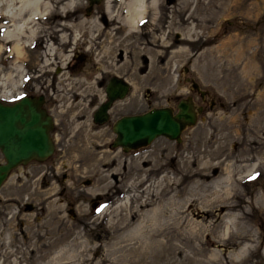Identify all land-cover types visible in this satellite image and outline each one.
I'll list each match as a JSON object with an SVG mask.
<instances>
[{
	"label": "rangeland",
	"instance_id": "374dc122",
	"mask_svg": "<svg viewBox=\"0 0 264 264\" xmlns=\"http://www.w3.org/2000/svg\"><path fill=\"white\" fill-rule=\"evenodd\" d=\"M79 1L39 20L42 32L21 57L0 30V98L9 87L16 97L30 78L25 65L63 62L45 49H64L57 32L73 17L122 29L93 45L107 47L97 63L130 88L103 122L92 119L89 93L75 104L64 98L59 154L15 167L0 187V264H264V0H159L133 30L124 0H108L117 19L106 0ZM88 82L76 89L101 99ZM180 98L197 109L180 141L160 135L128 151L111 144L117 116L176 110Z\"/></svg>",
	"mask_w": 264,
	"mask_h": 264
},
{
	"label": "water",
	"instance_id": "95a60500",
	"mask_svg": "<svg viewBox=\"0 0 264 264\" xmlns=\"http://www.w3.org/2000/svg\"><path fill=\"white\" fill-rule=\"evenodd\" d=\"M89 1L92 4L100 0ZM127 92V82L112 77L106 88L109 99L95 110L94 120L105 121L110 102ZM41 100L42 96L29 95H22L11 103L0 99V151L3 155L0 187L15 167L32 159L44 160L52 153L53 144L48 131L51 118L40 107ZM176 107L174 110L168 105L158 106L121 115L112 124L115 137L111 144L127 151L149 144L160 135L180 141L183 129L196 122L197 109L189 98H180Z\"/></svg>",
	"mask_w": 264,
	"mask_h": 264
},
{
	"label": "bare ground",
	"instance_id": "6f19581e",
	"mask_svg": "<svg viewBox=\"0 0 264 264\" xmlns=\"http://www.w3.org/2000/svg\"><path fill=\"white\" fill-rule=\"evenodd\" d=\"M158 1L159 0H124L125 2L124 7L127 13L125 17H123V19L126 21L127 25L129 26L128 30H133L137 28L136 26L138 25V23L141 20H143V18H145L148 5L149 4L156 5ZM59 2L62 3L63 0H0V18H1L0 30H3V35H4L3 37L5 38V43L10 41L14 45L13 49L16 53L17 58L23 56L22 55L23 44L24 43L26 44L29 38H32L36 34H40V32H42L41 30L37 29L39 28L38 26L40 25L39 20L46 18L50 15H53L55 9H58L60 11H66L65 15H67L68 11H71L72 9L75 10L76 6L80 1L71 0L67 4H63L62 6H57V3ZM105 4H106L105 8L107 13L111 16L112 19L113 18L117 19L116 13L114 14L115 8L111 4V2L106 0ZM66 19L67 21L62 22L61 29L57 32L59 36V40L64 41V43H62L65 44L64 49H61L62 46L60 47V45L56 47L50 43L47 44L45 49L48 54H51L54 51H58L61 54V58H62L61 60H63V62L60 61L62 64L65 63L69 59V57H71L70 50L72 51L73 48L70 47L73 45L76 46L78 43H82L84 45L89 46V51L94 53L96 57L95 59L98 60L99 56L103 55V53H105V51L107 50V47H103L104 45H100L101 48L97 49L96 47L97 50H94L95 44L93 45V43L97 42L101 44L100 42L103 41L102 39L99 38V35L101 36L102 32L105 33V36L106 35L108 36V34L110 35L112 33H117V31L122 33V29H117V24L115 23L114 25L113 22L111 24L112 27L106 30V28L104 27L103 23L100 20H98V23L96 24L94 23L89 24L88 23L89 20H87L88 19L87 17H73L71 19L70 18H66ZM192 20H195L193 15L190 14L188 17L184 16V21L187 22L188 24L189 34L197 32L196 27L198 26L197 25L198 23H193ZM100 28L101 30H99ZM85 35H87L88 37H85ZM22 37H25L24 41ZM69 40L70 43H68ZM1 45L2 43H0V47ZM16 66L17 68L19 67L18 65ZM11 88L12 87L5 88L3 96L5 97L13 96L14 94L12 93V90L14 89V87L13 89ZM14 93L17 94L16 91H14ZM198 173L201 172L195 170L191 172L190 171L186 172L185 174L188 175V174H198ZM255 240H257V238ZM2 253L4 254V252Z\"/></svg>",
	"mask_w": 264,
	"mask_h": 264
},
{
	"label": "flooded vegetation",
	"instance_id": "af4514ba",
	"mask_svg": "<svg viewBox=\"0 0 264 264\" xmlns=\"http://www.w3.org/2000/svg\"><path fill=\"white\" fill-rule=\"evenodd\" d=\"M111 24L112 22L110 23V25L109 24L107 25L103 24V25L106 28V30H108L110 27H112ZM84 46L86 49L85 51H87V53L91 52L89 51V46L87 45ZM76 47L77 46H73L74 51L72 55H70L71 57H69V59L63 64L62 63L58 64L56 63L57 61H54V65H47V62H45L44 64L41 61L39 63L37 61V64L35 66H28L27 68L25 65V70L27 74H29L30 78H27V75L24 76V78L22 79L23 81L21 83V89L16 94L19 96L22 95H29L35 97L42 96L40 107L45 110L46 114L50 115L51 125L48 131L53 144L52 153L44 160H47L55 153L59 154V149H60L59 138L62 135L63 126L60 123L61 117H59L58 111L62 108L61 106L64 103L63 101L64 98L69 97L71 101L70 104H75L79 98H83L84 96H87V93H89L90 95L87 97L88 100L87 103L92 104L93 107L92 114L94 115V112L98 108V106L102 102H105L109 99L106 93V88L110 79L112 77L121 78L122 80L125 79L120 73H117L115 70L111 72L110 68L104 66V64L100 65L99 63H97V59H95L96 57L93 58L96 61L91 60L92 59L91 56L88 57L84 53H81V51L79 49H76ZM49 63L51 64V61H49ZM84 63H88L87 68L84 66ZM98 68L99 70H97ZM81 69L83 71H81ZM95 71L98 72L96 73ZM64 72H66V74L62 75V73ZM91 76H93V80H92L93 82H88L91 81L92 79ZM65 78L66 80H64ZM80 80H84L86 81V83L88 82V85L91 84L96 89L103 91L101 99L97 100V95L95 91L83 92L82 90L80 91V88L76 89L79 86ZM75 82L78 83L75 84ZM68 83L69 85L67 86L66 84ZM71 87L72 89L70 91H67ZM129 88L130 85H128V90ZM63 91H66L67 95H65ZM118 99L119 98L113 99L110 102V105L107 108L108 119L111 118L110 117L111 110L113 109V106H115L114 104H116ZM13 101H15V97L13 96L9 97V99L6 100L7 103H11ZM132 113H140V112L122 113L119 116H117L115 120L123 114H132ZM92 119L93 121H95L93 116ZM58 123H60V125ZM120 148L123 149L122 147ZM30 161H43V160L32 159ZM88 181H90V179H86V182Z\"/></svg>",
	"mask_w": 264,
	"mask_h": 264
}]
</instances>
